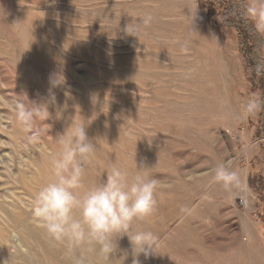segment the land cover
I'll use <instances>...</instances> for the list:
<instances>
[{"label":"rangeland","instance_id":"rangeland-1","mask_svg":"<svg viewBox=\"0 0 264 264\" xmlns=\"http://www.w3.org/2000/svg\"><path fill=\"white\" fill-rule=\"evenodd\" d=\"M219 12L198 0H0V264H120L125 252L132 264L127 236L109 259L98 245L69 251L32 214L58 134L84 122L96 151L80 191L136 164L158 182L135 222L158 237L140 264H264V110L244 111L264 97V44ZM52 95L51 116L25 131L14 105ZM225 159L240 177L230 189L212 181Z\"/></svg>","mask_w":264,"mask_h":264},{"label":"clouds","instance_id":"clouds-1","mask_svg":"<svg viewBox=\"0 0 264 264\" xmlns=\"http://www.w3.org/2000/svg\"><path fill=\"white\" fill-rule=\"evenodd\" d=\"M247 12L257 21V27L264 29V0H253ZM150 21L148 16L142 23L147 25ZM60 83L56 76L51 80L53 86ZM29 101L21 100L14 105L15 118L25 131L33 129L37 120L44 121L51 116L49 103H55V96L41 103ZM261 110H264V97L259 93L244 106L248 115ZM88 124L66 127L58 134L60 150L52 160V177L35 193L32 214L43 222L50 238L65 242L69 251L84 245H98L100 253L109 259L119 250L118 240L127 236L134 257L132 264H140L137 257L141 253L147 258L156 252L158 237L150 230L138 229L135 222L152 213L158 182L145 165L136 164L133 173L113 167L101 182L80 191L84 187L85 165L96 151L95 143L87 135ZM224 155H228L226 146ZM232 165L229 159L218 163L212 170V181L225 189L238 184L240 177L231 170ZM127 255V252L120 255V264H124ZM77 264L84 262L78 260Z\"/></svg>","mask_w":264,"mask_h":264},{"label":"trees","instance_id":"trees-1","mask_svg":"<svg viewBox=\"0 0 264 264\" xmlns=\"http://www.w3.org/2000/svg\"><path fill=\"white\" fill-rule=\"evenodd\" d=\"M199 4L206 8L207 15L211 17L214 14V4H217L220 7V16L222 23L226 26H231L235 28L239 34L243 37V29L250 33L251 39L257 45V52H260L263 47V40L261 39L260 34L256 30L254 24L248 18L245 9H244V0H198ZM261 73L264 74V67H261ZM260 184L261 187L264 186V175L259 177V181H256V184ZM250 185L255 187V180L253 178L250 180ZM264 206V199H263Z\"/></svg>","mask_w":264,"mask_h":264}]
</instances>
